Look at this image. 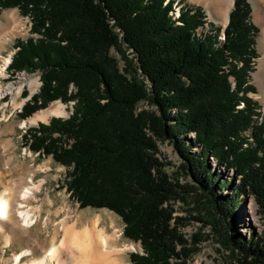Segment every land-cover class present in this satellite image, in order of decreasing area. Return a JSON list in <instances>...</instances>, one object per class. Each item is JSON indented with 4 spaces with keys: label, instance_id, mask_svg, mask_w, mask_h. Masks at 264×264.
<instances>
[{
    "label": "trees",
    "instance_id": "obj_1",
    "mask_svg": "<svg viewBox=\"0 0 264 264\" xmlns=\"http://www.w3.org/2000/svg\"><path fill=\"white\" fill-rule=\"evenodd\" d=\"M175 3L0 0V15L19 8L38 34L16 40L9 65L15 76L41 74L40 91L22 118L56 100L74 102L68 118L30 128L29 147L71 168L68 189L80 207L107 208L123 219L124 236L143 247L131 253L133 264H189L203 240H189L183 217L175 215L183 187L158 156V140L172 141L215 209L206 222L221 226L225 264H264V232L246 239L235 231L247 190L264 211V111L250 96L259 57L252 6L235 1L222 38L214 24L206 29L202 7L179 12ZM114 48L127 62L125 71ZM146 101L155 109L142 107ZM62 137L73 141L69 147L59 144ZM211 157L232 169L239 184L212 172ZM227 187L234 197L220 194ZM216 212L230 221L215 219Z\"/></svg>",
    "mask_w": 264,
    "mask_h": 264
},
{
    "label": "rangeland",
    "instance_id": "obj_2",
    "mask_svg": "<svg viewBox=\"0 0 264 264\" xmlns=\"http://www.w3.org/2000/svg\"><path fill=\"white\" fill-rule=\"evenodd\" d=\"M202 1L203 0H176L175 10L178 11V9L183 6H200L202 7L207 18L206 21L208 24L206 23V29L210 27V24H214L217 28L222 29L221 33H223L227 23L223 16L216 13L215 8L213 7L215 0H208L210 5H206L205 2ZM248 1L252 6V21L259 28V32L256 35L255 45L259 52V57L256 59L255 70L252 72L251 77V83L256 86V92L250 93V96L260 103L264 111V77L260 80L255 78V74L257 73L259 64L263 58L260 37L262 36L264 22L257 20L255 15L257 0ZM232 9L233 7L230 9L229 13L232 11ZM10 12H14V16L21 24L23 30L19 35L11 37L6 42H4L6 36H9L12 33V27L17 23H11L9 28H7L5 31H0V72L4 67V60L10 57V54L16 50L14 44L18 38L27 40L30 37H38V34L32 33L31 31V18L29 16H24L19 8H9L4 10L0 15V21H3V16ZM123 50L127 55H130V59L133 58L131 49L123 48ZM120 52L118 49L114 48L112 50V55L117 58L121 69L125 71V69H127V62ZM9 69L10 68L7 66L6 72H3L6 74V78L0 79V84L6 87L11 82H20L22 80L24 81V84L22 88V95L19 100L21 104L16 109L13 107L12 93H7L6 96L0 101V174L3 175L4 173V183L6 184L8 181L10 183L11 181L14 183L20 178L27 177L28 175V177H34L33 179H35V183H40L41 181L44 183L42 185L43 187L41 191H34L30 198L31 204L29 207L32 208L31 211L33 214V220L36 222L33 223V226L30 230L31 239H37L41 244L47 245L50 244L51 236L53 232H55L56 224H64L66 226L69 224L74 226L76 230L79 231L80 229L81 231L85 229L88 224L90 228H92L94 223L93 220L100 217L97 228H99V230L103 231L105 234L114 235L116 233L115 227L119 228L120 231L117 238L118 246L124 247L126 244L133 243L135 245H140L141 248L138 250V252H142L143 247L140 242L136 243L124 236L123 233L125 224L123 219L118 214L107 208L80 207V203L76 198H74L68 189L69 173L71 168L56 162L52 155H45L43 151L35 152L29 147V143H31V136L29 134L30 128L38 127L42 123L48 124L53 118H68L73 111L74 103H64L62 100H56L63 102L67 106V116H54L48 122L41 121L38 124H27L26 126H22L21 122L25 119L22 118L21 112L25 104L31 100L35 94L39 93L42 86L40 79L41 74L39 72L27 73L23 71L15 76ZM27 76L37 77L39 79L37 88H35L34 92L28 86L27 80H24ZM71 89L74 90L73 87ZM260 93L263 94V99L258 97ZM141 106L147 109H155V107L151 106L147 101L141 103ZM26 136L30 138L29 141H27ZM194 136V133L189 135V137L192 138ZM60 140L61 141L59 144L63 147L64 145L68 147L70 146L71 142H73L69 141L66 137H62ZM158 145V156L162 161L167 163V166L165 167L167 173L170 174L173 181H178L181 187H183L179 189L181 193V199H177L173 202V207L176 209L175 215L183 217L184 225L181 226V231L189 240H193L195 238L203 240L200 245V253L197 254L189 264H225L227 260L230 259L228 257L229 251H227L220 243L219 230L221 226L217 225L214 230L213 225L206 222L210 221V218L215 215V209L207 202V198L204 194H202V190H200L199 185L193 179L188 169L184 168V160L179 154L174 143L169 140H158ZM193 151L198 150L197 148H194ZM210 161L212 172H221L223 179L233 180L234 185L239 184L240 181L237 179L236 173L232 169L217 166L213 157L210 158ZM30 185L33 186V183H30ZM220 194L231 198L235 196V193H233L229 187L220 191ZM37 206L41 207L38 209ZM58 209L60 210V213L55 214ZM216 214L217 218L215 219L221 218L222 220L224 219V222L230 221V218H226L225 215L217 212ZM79 216H81V219H79ZM235 217L237 219L235 231L242 234V236L246 239H250L253 236L257 238L263 234L264 211L259 206L254 194H252L250 191L247 190L245 194L241 195ZM49 220L53 222H50ZM64 236V231H61L58 241L61 242L65 238ZM2 240V235L0 234V264H3L1 263V260L3 259H5V264H12V262L14 264V254L18 253L21 248L17 246V243L9 244L7 247L3 248L4 244L2 243ZM23 244L26 245L24 242ZM134 251L136 250L128 249L123 252V255L125 254V261L129 264H133L131 260V253ZM76 255L78 254L76 253ZM60 256L62 260L64 258L66 264H73L72 262L74 260H71L69 253H66V251L61 250ZM85 259L87 258H83L82 260L84 261ZM83 261L80 259L79 261H75L74 264H83L85 261L87 262L88 259L84 262Z\"/></svg>",
    "mask_w": 264,
    "mask_h": 264
},
{
    "label": "bare ground",
    "instance_id": "obj_3",
    "mask_svg": "<svg viewBox=\"0 0 264 264\" xmlns=\"http://www.w3.org/2000/svg\"><path fill=\"white\" fill-rule=\"evenodd\" d=\"M207 1L208 0H203L202 2H205L206 5H210V2ZM234 1L235 0H215L213 3L216 13L223 16L226 23H228L230 15L229 11L233 7ZM179 10L180 8L178 11ZM255 15L257 20L264 22V0H257ZM3 18L4 20L0 21V31H5L9 28L11 23H17L16 25H13V29L11 30L12 33L9 36H6L4 40V42H6L11 37L19 35L23 28L14 16V12L6 13ZM262 31L260 42L262 44L263 58L259 64L258 71L255 74L257 80L264 77V27ZM222 38H224L223 35ZM10 62V57L4 60V67L1 71L2 75ZM24 80H27L28 86L34 92L35 88H37L39 79L37 77L27 76ZM23 84V80L20 82H11L6 87L0 84V101L7 93H12L13 107L16 109L21 104L19 100L22 95ZM262 96L263 94L260 93L258 97L263 99ZM67 115V106L61 101H56L49 107L42 109L28 119L23 120L21 123L22 126H26L27 124L34 125L41 121L48 122L54 116L62 117ZM3 175L0 174V234L3 239V248L7 247L9 244L16 243L18 244L17 246L21 248L18 253L14 254V264H66L64 258L62 260L60 256L61 250L69 253L71 260H74L72 262L73 264L80 259L83 261V258L88 259L87 262L85 261L87 259H85L83 264H129L125 261V254L123 255V252L128 249L138 251L141 248L140 245H135L133 243L126 244L124 247L118 246L117 238L119 236V228L115 227L116 233L114 235L105 234L97 228L99 225L98 221H100V217L98 216V218L93 220L94 223L92 228H90L88 224L89 227L87 226L81 231L80 229L79 231L76 230L74 226L69 224V226L56 224V228L54 227L55 232H53L51 236L50 244L45 245L41 244L37 239L32 240L30 230L35 221L33 220L32 208L29 207L31 204L30 198L34 191H41L44 183L43 181L35 183V179H33L34 177H28V175L27 177L20 178L14 183L8 181L9 183L7 182L6 184L4 183L5 175ZM30 183H33V186H31ZM40 207H38V209ZM59 213L60 210L58 209L55 214ZM79 219H81V216H79ZM61 231H64L65 238H62L63 240L59 242L58 237ZM23 242L26 245H24ZM76 253L78 255H76ZM4 260L5 259L1 260V263L5 264Z\"/></svg>",
    "mask_w": 264,
    "mask_h": 264
},
{
    "label": "water",
    "instance_id": "obj_4",
    "mask_svg": "<svg viewBox=\"0 0 264 264\" xmlns=\"http://www.w3.org/2000/svg\"><path fill=\"white\" fill-rule=\"evenodd\" d=\"M235 5V1H234V4H233V6ZM230 20V19H229ZM229 20H228V23H229ZM74 103V102H73Z\"/></svg>",
    "mask_w": 264,
    "mask_h": 264
}]
</instances>
